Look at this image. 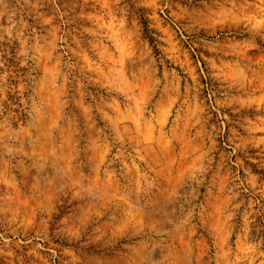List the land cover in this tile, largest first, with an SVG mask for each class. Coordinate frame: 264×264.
<instances>
[{"label": "rangeland", "instance_id": "374dc122", "mask_svg": "<svg viewBox=\"0 0 264 264\" xmlns=\"http://www.w3.org/2000/svg\"><path fill=\"white\" fill-rule=\"evenodd\" d=\"M0 264H264V0H0Z\"/></svg>", "mask_w": 264, "mask_h": 264}]
</instances>
